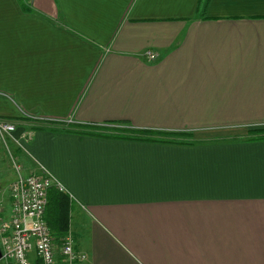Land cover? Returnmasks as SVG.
I'll list each match as a JSON object with an SVG mask.
<instances>
[{
    "label": "crops",
    "instance_id": "1",
    "mask_svg": "<svg viewBox=\"0 0 264 264\" xmlns=\"http://www.w3.org/2000/svg\"><path fill=\"white\" fill-rule=\"evenodd\" d=\"M22 2L0 0V118L20 174L72 197L80 264H264V0Z\"/></svg>",
    "mask_w": 264,
    "mask_h": 264
},
{
    "label": "built area",
    "instance_id": "2",
    "mask_svg": "<svg viewBox=\"0 0 264 264\" xmlns=\"http://www.w3.org/2000/svg\"><path fill=\"white\" fill-rule=\"evenodd\" d=\"M146 56L156 55L147 51ZM15 124L0 120V134L15 131ZM17 176L6 188L9 213L0 192V259L3 264H57L56 254L63 257L64 264H80L87 254L77 249L70 231L56 240L47 225L44 212L47 190L52 185L64 191L63 185L48 172L20 174L21 165L14 163ZM33 251L36 263L29 253Z\"/></svg>",
    "mask_w": 264,
    "mask_h": 264
},
{
    "label": "trees",
    "instance_id": "3",
    "mask_svg": "<svg viewBox=\"0 0 264 264\" xmlns=\"http://www.w3.org/2000/svg\"><path fill=\"white\" fill-rule=\"evenodd\" d=\"M21 2V7L24 10H29L30 8ZM57 122V121H56ZM58 123H65L60 122ZM109 123H116L115 121H109ZM69 125V124H67ZM71 128L66 129L67 131L79 132L81 134H91L99 135L94 129L107 128L110 131H115L110 135H101L106 137H115L122 139H134V140H151L153 136H178V135H188L190 133L186 132H168L159 131L152 129H141L135 127H101L97 125H69ZM73 127H83L82 130L74 129ZM91 128L92 130H88ZM258 136L259 139H264V127L253 129L250 131L249 136ZM254 136V137H256ZM72 209V197L66 191L59 190L56 186L52 185L47 190V203L44 212V218L51 230L52 236L58 240L62 235L69 232L70 227V213Z\"/></svg>",
    "mask_w": 264,
    "mask_h": 264
},
{
    "label": "rangeland",
    "instance_id": "4",
    "mask_svg": "<svg viewBox=\"0 0 264 264\" xmlns=\"http://www.w3.org/2000/svg\"><path fill=\"white\" fill-rule=\"evenodd\" d=\"M0 120L10 121L8 119H3V118H0ZM10 122H12V121H10ZM50 122L55 123L54 121H50ZM12 123L15 124V122H12ZM117 126L123 127V125H117ZM113 127H115V126H113ZM15 128H16V124H15ZM260 128H262V127H260ZM16 129H15V131H16ZM34 129L35 130L40 129V127H34ZM254 129H258V128H254ZM251 130H253V129H250L248 134L250 133ZM254 136H256V135H254ZM254 136L252 135L250 137H254ZM256 137H258V136H256ZM18 149H19L18 146L11 139V136H9V134H6V133L0 134V170L2 172L5 169H7L8 167L10 168L9 170L14 169V163L21 165V161H20L19 156L17 154Z\"/></svg>",
    "mask_w": 264,
    "mask_h": 264
}]
</instances>
